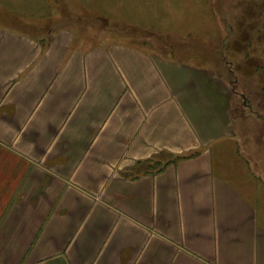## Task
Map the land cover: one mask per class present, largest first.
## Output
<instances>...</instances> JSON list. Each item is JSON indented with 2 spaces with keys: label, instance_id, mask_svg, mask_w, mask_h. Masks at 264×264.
Returning <instances> with one entry per match:
<instances>
[{
  "label": "crops",
  "instance_id": "1",
  "mask_svg": "<svg viewBox=\"0 0 264 264\" xmlns=\"http://www.w3.org/2000/svg\"><path fill=\"white\" fill-rule=\"evenodd\" d=\"M26 31L0 15V264H264L247 174L264 184V170L230 80ZM162 152L173 159L137 171Z\"/></svg>",
  "mask_w": 264,
  "mask_h": 264
},
{
  "label": "rangeland",
  "instance_id": "2",
  "mask_svg": "<svg viewBox=\"0 0 264 264\" xmlns=\"http://www.w3.org/2000/svg\"><path fill=\"white\" fill-rule=\"evenodd\" d=\"M0 15L46 41L52 33L69 28L79 43L133 46L219 73L231 81L232 92L246 97L251 110L232 94L236 103L231 115L240 120L238 129L248 151L261 160L256 167L264 170V121L254 127L255 121L249 119L264 113V0H0ZM213 92L223 94L217 87ZM253 128L256 135L246 140V130ZM171 159L172 155L159 153L137 171L158 169ZM240 172L246 173V165ZM247 174L263 192L264 205L263 182Z\"/></svg>",
  "mask_w": 264,
  "mask_h": 264
},
{
  "label": "trees",
  "instance_id": "3",
  "mask_svg": "<svg viewBox=\"0 0 264 264\" xmlns=\"http://www.w3.org/2000/svg\"><path fill=\"white\" fill-rule=\"evenodd\" d=\"M233 73H234V71H233ZM240 98H241V100H243V101H244V102H242V104L244 103V104H243V106H247V107H248V106H249V104H248V105H246V104H245V103H246V102H245V101H246V100H245V99H246V97H244V96L241 94V95H240ZM249 109L251 110L250 106H249ZM166 163H167V162H166ZM166 163H164V165H165ZM164 165H163V166H164Z\"/></svg>",
  "mask_w": 264,
  "mask_h": 264
}]
</instances>
